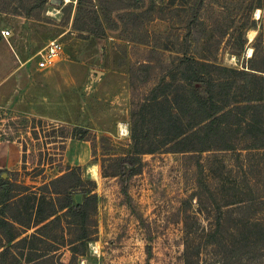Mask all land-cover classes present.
Returning a JSON list of instances; mask_svg holds the SVG:
<instances>
[{"label":"rangeland","instance_id":"1","mask_svg":"<svg viewBox=\"0 0 264 264\" xmlns=\"http://www.w3.org/2000/svg\"><path fill=\"white\" fill-rule=\"evenodd\" d=\"M90 1L78 11L77 0H0V31L8 30L7 40L29 52L28 64L35 61L43 77L31 94L61 102L65 119L51 123L18 111L0 113V171L10 173L15 191L25 186L27 194L40 196L47 195L42 185L61 170H80L96 196L97 233L85 256L72 264H184L185 254L190 264H264V150H242L245 133H238L233 150L203 153L198 166L163 148L140 157L138 174L127 178L126 169L121 177L111 176L115 159L133 153L130 65L149 57L157 61L138 72L146 122L166 85H180L182 71L176 66L182 48L188 57H214L220 66L253 73L247 52L257 53V64L264 59V0H118L128 8L105 17L98 0ZM241 39L245 44L238 51ZM53 40L61 54L44 69L41 55ZM141 40L151 44L132 42ZM258 82L240 76L230 103ZM73 127L88 130L95 143L63 139ZM229 203L234 204L225 206ZM218 213L223 223L218 238L227 244L244 239L242 224L257 227L248 245L241 241L246 246L237 257L227 258L231 251L224 253L222 245L207 239ZM186 231L191 243L185 242ZM55 236L53 261L68 264L70 253L59 232Z\"/></svg>","mask_w":264,"mask_h":264},{"label":"trees","instance_id":"2","mask_svg":"<svg viewBox=\"0 0 264 264\" xmlns=\"http://www.w3.org/2000/svg\"><path fill=\"white\" fill-rule=\"evenodd\" d=\"M117 1L98 0L104 17L108 12L128 8L118 6ZM87 4L91 1L77 0L78 11ZM83 10L87 13L92 11ZM96 27L101 28L98 18ZM132 42L143 46L151 44L145 40ZM219 44L220 41L217 42ZM244 44V39H241L238 51ZM142 52L158 55L156 51ZM178 54L181 55L176 66L182 71L180 85H166L165 94L152 106L151 122H146L147 107L141 103L138 72L145 71L152 64L157 65V61L149 57L130 65L129 130L133 153L115 159L117 168L112 177H121L126 169L127 178L138 174L140 157L163 148L181 154L191 165L198 166L205 152L233 150L238 133L246 135L242 150H264V59L259 64L255 63L257 53L254 52L248 59V69L253 73H244L216 64L214 57H188L187 49H180ZM242 75L253 76L260 82L250 91L244 88V97L232 104L229 99L231 89ZM181 99H184L183 105H176ZM63 139L93 144L96 137L86 129L73 127ZM60 173V176L42 185L47 195L38 196L27 194L25 186L18 185L24 190L15 191L17 185L8 179L10 173L0 171V264H63L60 258L53 261L56 249L50 243L57 239L56 232H59L63 247L70 253L68 264L84 257L87 245L95 241L96 196L91 194L92 190L81 178L79 169L68 168ZM3 174H6L5 179ZM76 195L81 196L78 205L74 199ZM220 215L218 213L215 229L206 235L207 239H213L210 245H222L226 249L224 253L231 251L232 255L227 253V258L237 257V251L246 243L248 245L247 241L257 227L251 225L248 228L249 222L242 224L246 233L240 234L244 239L236 237L231 244H227L225 239L218 238L223 233ZM31 230L32 233L26 235ZM184 236L185 242L191 243L192 233L186 231ZM184 259V264H190L186 254Z\"/></svg>","mask_w":264,"mask_h":264},{"label":"crops","instance_id":"3","mask_svg":"<svg viewBox=\"0 0 264 264\" xmlns=\"http://www.w3.org/2000/svg\"><path fill=\"white\" fill-rule=\"evenodd\" d=\"M28 53L17 41L0 40V113L18 111L39 120L62 123L65 119L61 102L53 104L46 95L31 94V88L37 81L42 82L43 77L37 74L35 61L33 66L28 64L31 62Z\"/></svg>","mask_w":264,"mask_h":264},{"label":"built area","instance_id":"4","mask_svg":"<svg viewBox=\"0 0 264 264\" xmlns=\"http://www.w3.org/2000/svg\"><path fill=\"white\" fill-rule=\"evenodd\" d=\"M0 35L3 39L7 40L10 36L8 30H1ZM61 45L57 40H53L48 43L44 53L41 55V63L44 69L53 67L61 54Z\"/></svg>","mask_w":264,"mask_h":264},{"label":"bare ground","instance_id":"5","mask_svg":"<svg viewBox=\"0 0 264 264\" xmlns=\"http://www.w3.org/2000/svg\"><path fill=\"white\" fill-rule=\"evenodd\" d=\"M256 16L258 18V12H257ZM251 38H252V34L249 35V40H251ZM251 55H252L251 54V49H249L248 52H247V56L250 57ZM120 127H121L122 133L125 134L126 133V130H125L126 128L124 129L122 124L120 125Z\"/></svg>","mask_w":264,"mask_h":264},{"label":"water","instance_id":"6","mask_svg":"<svg viewBox=\"0 0 264 264\" xmlns=\"http://www.w3.org/2000/svg\"><path fill=\"white\" fill-rule=\"evenodd\" d=\"M96 75H99V73H96ZM2 178L5 179V178H6V174H3V175H2ZM74 199H75V203H76L77 205L80 204V202H81V196H80V195H76V196L74 197Z\"/></svg>","mask_w":264,"mask_h":264}]
</instances>
